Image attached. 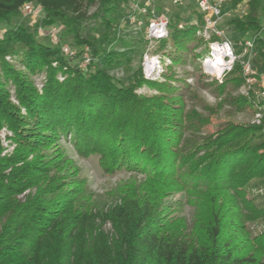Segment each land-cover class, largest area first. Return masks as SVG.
Wrapping results in <instances>:
<instances>
[{"label":"trees","instance_id":"trees-1","mask_svg":"<svg viewBox=\"0 0 264 264\" xmlns=\"http://www.w3.org/2000/svg\"><path fill=\"white\" fill-rule=\"evenodd\" d=\"M127 1L0 0V22L6 24L26 2L39 4L43 11L34 26L19 23L0 37V125L11 128L18 149L25 151L23 155L16 151L11 159L21 165L9 183L3 181L7 165L0 159V264H264V231L248 237L236 202L242 200L240 189L251 180L264 181V115L259 124L227 125L199 147L203 154L193 166L192 184L208 189L210 205L201 235L194 240L177 229L179 224L170 228L160 223L147 190L102 211L92 210L73 207L72 196L82 189L73 169L63 191L57 187L61 181L44 174L58 155L53 151L52 156L43 157L38 150L68 138L79 154L100 153L108 168L132 164L152 180L175 175L181 158L176 147L180 111L159 96L135 93L144 83L154 84L143 78L140 66L126 83L110 74L131 60L132 49L109 47L116 41L105 33L114 24L113 14L117 9L122 12L120 5ZM239 1L232 0L231 5ZM96 3L95 11L88 14L87 8ZM260 8L261 0H246L244 16L231 17L228 23L238 32H252L257 58L264 61ZM178 18L170 24L169 42L174 47L195 30L194 26L177 29ZM95 24L106 30L101 36L107 45L101 46L89 34ZM51 25L61 27V40L66 35L72 38L77 54L83 46L89 48L90 60L84 69L72 65L59 44L36 37L38 26ZM167 41L161 40L158 47ZM27 73L43 74L39 88ZM226 76L235 85L243 83L241 63L235 60ZM8 88L15 91L25 116L8 101ZM237 101L250 103L245 96ZM29 154L34 156L31 161L26 160ZM41 178L46 181L38 198L20 204L13 201L15 192L35 186ZM49 190L57 195L47 199ZM106 220L111 233L102 228Z\"/></svg>","mask_w":264,"mask_h":264},{"label":"rangeland","instance_id":"rangeland-1","mask_svg":"<svg viewBox=\"0 0 264 264\" xmlns=\"http://www.w3.org/2000/svg\"><path fill=\"white\" fill-rule=\"evenodd\" d=\"M231 1H228L230 16L225 19L223 26L227 37L234 43V48L242 61H247L253 71L251 82L246 80L235 85L231 82L230 76L223 75L219 82L207 74L200 64V59L204 55L206 48L203 42L197 37L186 36L180 38L177 47L167 41V47H155V52L166 50V53L172 59V64L167 66L159 76L152 79H144L147 82H153V85L144 83L135 90L140 97H161L163 101L171 103L180 111L181 128L178 132L177 151L181 156L175 175L171 178H162L152 180L143 170L136 168L132 164H122L121 166L106 167L103 164L100 153L79 154L76 148L68 138H60L57 144L40 148L38 154L46 157L52 156L53 151H57V162L49 168L44 174L53 177V180L61 181L57 187H63L62 191L69 186L71 178L70 170L76 172L82 189L72 197L73 207L83 206L86 209H106L110 205L122 203L128 198L136 197L139 194L150 192L149 201L151 202L154 213L161 218L160 223L170 228L177 227L184 231V234L196 239L201 235L203 223L208 218L209 198L208 189L201 185L192 184L195 175L193 173L195 163L203 154L198 150L207 139L213 138L216 133L224 129L227 125H252L259 124L261 116L264 115V61L259 60L254 47L249 53H243V43L252 41V32H238L228 23L231 17H243L246 0H240L233 7ZM161 7L166 10L171 20L178 16L183 22L193 17L194 12L189 6H174L168 0L161 2ZM97 3L87 8V13L95 11ZM260 16V34L264 38V0H261ZM124 11L117 9L113 14L115 18L112 28L108 31L102 26L95 24L89 34L99 39L101 46L107 45L106 39H102L101 34L105 33L108 39H115L116 42L109 44L118 50L131 48V60L127 66L117 67L110 71V74L124 83L128 82L132 72L141 65V57L145 50L146 42L141 34H134L129 31V26L121 25L117 28ZM37 22L28 16L18 15L9 24L0 22V35L2 32L17 24L34 26ZM171 31V30H170ZM36 37L43 43H49L50 40L42 34L36 33ZM64 41L75 47L70 36L66 35ZM159 45V44H158ZM164 48V49H163ZM88 56V53H86ZM72 65L80 66L79 56L68 58ZM264 59V58H263ZM20 71L23 67L16 66ZM28 78L36 88L43 80V74L32 75L27 73ZM159 86L163 90H159ZM11 88V87H10ZM9 89V88H8ZM15 91L8 90V101L18 110V113L25 116L24 107L19 103L15 96ZM242 96L248 97L250 103L242 104L237 100ZM259 113V122H255V116ZM264 131V126H262ZM174 147V146H173ZM24 153L18 149L14 133L5 123L0 125V159L6 161V167L3 169V181L9 183V180L15 179L18 173V167L21 162L15 163L14 155ZM52 154V155H51ZM23 155V154H21ZM27 161H31L34 156L27 155ZM183 159V160H182ZM187 161L189 163L187 164ZM199 165V164H198ZM42 179V178H41ZM39 180L35 186L25 188L22 191L15 192L12 196L14 202L25 203L29 198H38V191L44 186L46 180ZM177 183V188L175 184ZM173 190L170 191L171 186ZM53 187H51L52 189ZM159 191L164 195L157 194ZM242 200L238 198L236 202L242 208V227L244 232L248 233L251 239L258 233L264 231V181L262 179H253L245 187L240 189ZM54 191L45 193V197L51 198ZM57 195V194H55ZM148 196V194H147ZM12 201V202H13ZM242 201H245L243 203ZM252 211V213H248ZM176 223V224H175ZM102 228L111 233V223L106 220ZM242 237V236H241Z\"/></svg>","mask_w":264,"mask_h":264},{"label":"built area","instance_id":"built-area-1","mask_svg":"<svg viewBox=\"0 0 264 264\" xmlns=\"http://www.w3.org/2000/svg\"><path fill=\"white\" fill-rule=\"evenodd\" d=\"M162 1L164 0H128L120 5L124 15L117 28H120L121 25H128L130 32L141 34L146 42L140 65L145 79L159 76L167 66L172 64V59L166 53V50L155 52V47L157 49L159 42L169 38L171 30V18L166 10L161 7ZM168 1L177 7L189 5L192 7L193 17L186 22L178 18L175 26L177 29H184L189 26L195 27L193 36L200 39L206 48L200 59V64L211 78L221 82V77L232 69L234 61L237 60L242 65L245 80L251 82L254 73L249 63L242 61L239 54L236 53L234 43L227 37L223 26L225 19L230 16L229 0ZM19 15L38 20L43 16V11L39 4L26 2L19 8ZM36 32L47 37L53 44H59L62 55L68 58L79 56L81 63L78 68L84 69L86 67L90 60L89 48L83 46L81 54H77V49L74 46L60 39V26H38ZM165 46L167 47V44ZM252 48V41H245L242 51L243 53H249ZM86 53H88V56ZM41 84L42 81L38 87ZM259 116L260 114L257 113L254 119L255 122H259Z\"/></svg>","mask_w":264,"mask_h":264}]
</instances>
